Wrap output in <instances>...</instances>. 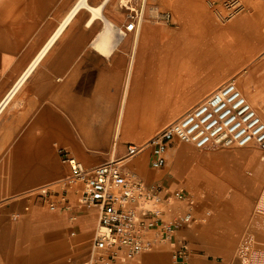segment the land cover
<instances>
[{
	"label": "crops",
	"instance_id": "obj_1",
	"mask_svg": "<svg viewBox=\"0 0 264 264\" xmlns=\"http://www.w3.org/2000/svg\"><path fill=\"white\" fill-rule=\"evenodd\" d=\"M78 1L0 0V101L30 68ZM87 2L94 8L102 7L104 18L94 17L88 8L78 10L0 114V128L8 127L15 133L14 138L29 137L25 133L33 132L34 137L45 140L42 149L31 153L29 163L11 169L0 187V264H48L50 256L57 259L58 251L62 254L65 232L71 229L67 222L72 218L80 219L78 235L90 234L97 227L96 208L69 207V193L79 195L73 189L65 193L62 190L67 203L58 194L57 200L51 199L56 209H49L47 201L34 203L31 211H24L25 204L32 201L33 192L70 178L71 170L64 157L75 159L86 169L121 158L128 145H140L132 137L149 138L159 130L154 124L162 120L155 119L150 107L157 105L161 91H167L162 96H168V104L175 100L182 104L184 109L178 116L210 95L207 51L189 54L190 62L197 66L194 72L185 73L181 79L162 81V52L158 50L157 56H151V51L139 48L143 37H148L150 45L151 37L163 36L156 21L160 20V4H169L167 0ZM134 14L156 34L145 36L140 21L134 29L127 30L130 15ZM98 43L104 50L97 48ZM258 53L249 56L252 60L249 72L239 83L241 88L238 87L243 94L247 90L248 101L264 120V56L259 57ZM130 104L133 112L128 119L125 111ZM244 148L256 150L253 146ZM4 153L7 152L1 154L0 160ZM150 158L148 152V168L143 175L129 166L134 158L126 166L147 184L158 182L164 188L161 196H166L175 188L174 184L162 176L160 169L151 168ZM235 190L245 194L251 193L252 188ZM170 207L175 215L176 210ZM262 222L264 219L256 218V229H264ZM190 229L181 231L187 234ZM53 239L60 246L55 251L50 243ZM185 239L190 242L186 235ZM167 247L166 244L153 250L158 253L145 257L146 264H162L163 260L167 264L168 255L163 253ZM89 257L90 252L80 259V264ZM194 260L193 264H207L202 258ZM172 264L182 263L173 259Z\"/></svg>",
	"mask_w": 264,
	"mask_h": 264
},
{
	"label": "built area",
	"instance_id": "obj_2",
	"mask_svg": "<svg viewBox=\"0 0 264 264\" xmlns=\"http://www.w3.org/2000/svg\"><path fill=\"white\" fill-rule=\"evenodd\" d=\"M220 1L231 16L242 10L241 0ZM164 17L167 21L173 19L170 13ZM130 20L126 26L129 31L137 26L140 17L130 15ZM175 142L191 144L197 149L256 146L264 150V120L238 85L229 81L158 132L147 145H128L121 158L86 169L75 159L64 157L71 170L64 193L73 189L81 193L80 207L98 210L90 257L83 264H144V254L173 243L183 225L194 221L196 199L191 193L174 190L161 196L164 188L158 182L147 184L126 166L147 148L151 168L163 169L168 149ZM171 200L185 202L186 209L176 217L171 212L168 219L167 210L159 206L170 207ZM64 202L67 203L65 197ZM182 243L173 259L176 263L187 264L190 250L185 238ZM120 252L129 260L119 262Z\"/></svg>",
	"mask_w": 264,
	"mask_h": 264
},
{
	"label": "rangeland",
	"instance_id": "obj_3",
	"mask_svg": "<svg viewBox=\"0 0 264 264\" xmlns=\"http://www.w3.org/2000/svg\"><path fill=\"white\" fill-rule=\"evenodd\" d=\"M167 1L169 2V4L167 5L160 4V20L158 19L156 21L157 23H159L163 30V40L158 42V47L160 48L163 47L167 42H173V37L182 28V24L174 9L172 8V1ZM147 4L148 2L146 3V5ZM241 4V12L231 16L220 0H206V7L208 9L209 17H214V15L220 14V17L223 20L224 24L228 25L235 19H237V17L240 16L242 12H247L255 20L256 23L258 22V31L264 36V16H262L261 19H257L256 16L258 7L262 8L264 12V0H241ZM149 6H151V4ZM167 12H170L172 14V21H167L165 19L164 16ZM230 34L232 33L230 32ZM239 38L251 43V45H254L255 50L259 51V57L264 56V45L260 43L261 39L260 37H258L255 31L251 33L242 32ZM205 40L206 39H204L203 41ZM209 52V78L215 76L217 73H221L224 70H226L225 72H227L226 78H224L221 83L218 84L216 89L224 83L233 80H235V83L240 87L239 83L247 77L250 69V63L252 61H250L249 59L250 53H242L241 57L234 59L236 61L233 64L232 69H229L230 67L227 66L225 60L220 59L217 55H215V52ZM183 114L178 116L174 121L180 118ZM174 121H172V123ZM13 134L15 133H12L8 127L0 128V157L3 152H7L6 155L5 153L3 154L5 156L2 160H0V162L3 163V165L0 167V187L4 185V180L7 179L11 174V169L13 167L24 166L25 164L29 163L32 157L31 153L42 149L45 142V140L40 137H34L33 132H26L25 134L29 137L24 138H14ZM156 134L157 133H154L153 136ZM178 145H184V143L176 142L171 145L167 152V165L165 168L159 170L162 176H167L171 183L174 184V187H176L178 183V179L175 177V172L173 171L174 167L177 164L175 159L176 157L170 149L177 147ZM191 147H193L194 150H196L198 153L202 154H204L205 152H225L234 151L237 149H245L239 147L221 148L217 146H208L203 149H197L194 145H192ZM253 148L258 150L261 155L264 156L263 150L259 149L256 146H253ZM148 152L149 149H144V151L135 156L133 159L134 161L132 160L133 162L129 164V166L133 168V170H136L142 175L148 168ZM59 153L60 155L62 154V152ZM181 163L182 168L186 169V171L189 170L192 166H198L199 169H201L207 175L211 176L212 184L210 185L207 183L203 185V187L199 190L198 196H196L194 221L190 225H188V228H191V232L186 234L185 232L183 233L181 230H179L177 232L176 240L173 243L170 242L167 244L168 247L166 248V251L163 252L164 254L168 255L167 264H172L174 252L180 247V245L183 244L182 241L183 238H185V235L190 241L187 242L188 249L191 252V255L187 259L188 264H193L195 261L194 259L196 258H202L207 264H264V229H256L254 225L256 218L264 219V199L262 197V189L264 187V167L262 168L259 179L257 181L258 184L252 186L251 193L245 192L244 194L242 192H239L237 202H234L233 200H231L232 191L235 190L234 187H230V193L223 194L221 193L222 191L217 185V182L219 180H222L224 177L220 172L221 167L219 168V166L221 165L219 164V160L213 161L210 159L200 158L197 160V162H191V160L189 161L184 156L182 157ZM17 173L19 174L21 172ZM68 182L69 179L62 181L56 186L48 187L47 195H45L44 193H39V190L41 188L33 192L35 194L32 195V201L31 203L28 202L27 204H25L24 211H31L34 203H45L47 201V206L49 209H56V205L50 203L51 199L57 200L55 195L58 194L59 199L63 201L64 196H62L61 193L62 190L66 188ZM176 190H184L185 192H189V190L186 188H177ZM78 197L79 196L72 195V193H69V195L67 196V198L70 199L69 207H71V209H78L77 207H72L73 205L78 206ZM171 202L174 201L171 200ZM159 208H165L168 212L167 218H171V209H167L170 208L168 205L159 206ZM207 209H216L219 214L221 213L223 223L215 224L217 227L216 234L220 236L216 240L208 239L211 230H209L208 228L210 227V224L209 221H207L208 217L205 215ZM182 212L183 211L180 210L174 211L175 215L173 217H176ZM263 224L264 223L262 222L261 225ZM235 225H238V228H235ZM95 229L96 228H94V230ZM94 230L90 234H79L78 236H72L71 229L66 230L64 235L62 254L61 251H58L59 255L57 259L56 256H50L48 264H62L67 262L69 259H72V264H80V259L82 260V258H86L88 256V252H91ZM54 241L55 239H53L50 243L53 247V250L55 251V249L60 246H57ZM52 247H50V249ZM156 253L158 252L145 254L143 256L144 264H146L145 257ZM88 259L89 258H87L86 261ZM165 263L166 260H163L162 264Z\"/></svg>",
	"mask_w": 264,
	"mask_h": 264
},
{
	"label": "bare ground",
	"instance_id": "obj_4",
	"mask_svg": "<svg viewBox=\"0 0 264 264\" xmlns=\"http://www.w3.org/2000/svg\"><path fill=\"white\" fill-rule=\"evenodd\" d=\"M172 8L174 9L176 15L178 16L182 28L175 34L173 37V42H167L164 44L161 49L158 47V40L162 41L163 36L159 39V37L154 36L151 37L150 45H148V37H143L142 41L139 44V48L141 51H151V56H157V51L160 50L162 53V58L160 60V78L162 81L175 79L178 77L179 79L184 77L185 73L190 71L194 72L197 66L194 63L190 62V58H188L190 53L196 52H206L208 50L209 53L215 52L220 59L226 61L227 66L232 69L233 64L235 63L236 58L241 57L242 53H250V57H252V52L257 53L254 45L245 41L244 39H240L239 36L242 32L251 33L255 31L260 37V43L264 45V36L262 33L258 31V22L247 13L242 12L240 16L237 17L233 22L228 25H225L223 20L220 17V14L214 15V17H209L208 9L206 7V0H171ZM126 2V1H124ZM81 8H88L92 11L94 17L104 18L102 14V7H92L88 4L87 0H79L73 10L68 14L60 28L56 32V34L49 40L46 46L42 49V52L37 56L33 64L28 68V70L21 76V78L15 83L13 88L9 91V93L0 101V114L7 107L8 103L19 89V87L24 82L25 78L34 68L37 61L43 55V53L49 48V46L53 43L56 37L61 33L67 23L71 20L73 15L80 10ZM264 12L262 8H257V19L262 18ZM142 21V19H141ZM140 27L145 34V36H150L156 34L153 33L147 22H141ZM110 24H113L110 21ZM230 32L232 34H230ZM145 39V42H144ZM156 40V41H153ZM206 39L205 41H203ZM207 41V42H206ZM138 44H136V47ZM206 47V48H205ZM209 47V48H208ZM264 47V46H263ZM98 49L104 50L101 48V44L98 43ZM207 52V53H208ZM171 57H170V55ZM169 55V56H168ZM218 60V59H217ZM226 70L221 73H217L215 76H212L208 83L210 88V94L212 91L216 89L218 84L226 78ZM235 82V80H233ZM164 88H168L167 85H164ZM162 88V87H161ZM167 91L160 92V100L156 101V106L150 107V113L154 111L155 119L159 118L162 120L161 122H155L154 126L159 128L158 132L162 131L164 128L169 126L172 121L176 119V117L181 113L182 104L180 102H173V104H168V96H162V93ZM244 94L247 96V90L244 89ZM133 106L130 104L126 109L125 113L128 115L129 119L132 114ZM152 118V114H150V119ZM161 125V126H160ZM156 132V133H158ZM155 136V135H154ZM146 137V136H136L132 137V141L134 143H140V145H147L149 141L154 137ZM192 145L184 143V145H178L170 150L174 153L176 157V166L173 171L175 172V177L178 179V183L172 191L177 188H186L189 190L195 198L198 196L199 190L205 184L211 183V176L207 175L201 169L195 166H192L189 170L182 168V157H186L191 162H197L198 159H210V160H219L220 165L219 168L221 174H223V179L217 182V185L221 189V193L228 194L230 193V187H234L235 189H243L248 190L250 187L255 186L259 179L262 168L264 167V156L257 150H247V149H237L234 151H225V152H205L204 154L198 153L194 150ZM246 163V165H242L241 163ZM257 163V164H256ZM82 183H78V187L81 190ZM48 189L47 186L42 187L39 190V193L42 194L46 192ZM245 192V191H244ZM81 194V193H80ZM80 194L78 196H80ZM239 196V192L234 190L231 194V200L237 202V198ZM262 197L264 199V187L262 189ZM171 202L172 206L176 210L184 211L186 209V203L183 201ZM228 205V204H227ZM205 215L208 217L210 227L209 230L211 232L208 236L210 240H216L220 236L216 234V225L222 224L221 213L216 209H207ZM91 219L93 217H90ZM96 219V217H95ZM78 218H72L68 220V226L72 230V235L78 236L79 232V221ZM212 224V225H211ZM188 225H183V229L187 228ZM129 260L122 252L118 255V261L121 262L123 260ZM86 261L84 260L83 263ZM72 259H69L66 264H71Z\"/></svg>",
	"mask_w": 264,
	"mask_h": 264
}]
</instances>
